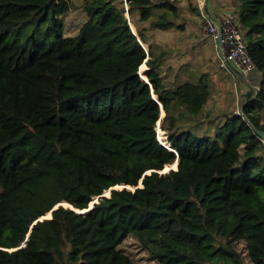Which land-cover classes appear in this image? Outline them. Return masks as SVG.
<instances>
[{
    "label": "trees",
    "instance_id": "obj_1",
    "mask_svg": "<svg viewBox=\"0 0 264 264\" xmlns=\"http://www.w3.org/2000/svg\"><path fill=\"white\" fill-rule=\"evenodd\" d=\"M180 1L84 0L64 56L71 0H0V264H138L129 235L159 264H242L243 241L264 264V0H231L260 89L207 135L178 118L201 113L208 83L168 87L165 51L141 44L175 25ZM161 110L175 151L157 137ZM118 184L137 188L65 206Z\"/></svg>",
    "mask_w": 264,
    "mask_h": 264
},
{
    "label": "crops",
    "instance_id": "obj_2",
    "mask_svg": "<svg viewBox=\"0 0 264 264\" xmlns=\"http://www.w3.org/2000/svg\"><path fill=\"white\" fill-rule=\"evenodd\" d=\"M196 2L197 0H192L191 3L188 0L178 2L182 9L179 16L182 20L178 19L179 26L176 24L179 28L178 33L174 31L175 25L164 29V40L167 42H164L163 49L165 51L163 75L168 74V78L165 77V84L168 87H175L186 81L197 83L202 76L204 82L208 83L209 94L207 101L202 104L201 113L194 118L205 120L206 116L216 114L209 119H221L218 117L242 111L248 93L251 90L255 91L259 85V73L254 71L249 77H245L233 64L221 66L218 45L204 32V23L208 20L216 21L229 5L234 7L231 0H205L200 12L193 10L189 5ZM156 38L155 34L150 36L147 43L155 42ZM155 43L159 44V41ZM187 73L188 76L184 75ZM215 106H218V110L213 113Z\"/></svg>",
    "mask_w": 264,
    "mask_h": 264
},
{
    "label": "rangeland",
    "instance_id": "obj_3",
    "mask_svg": "<svg viewBox=\"0 0 264 264\" xmlns=\"http://www.w3.org/2000/svg\"><path fill=\"white\" fill-rule=\"evenodd\" d=\"M71 2H72V9L64 16V23H65V28L67 31H66L65 36H64L63 47H62L61 51L59 52V54H62L64 56H71V55H75L78 53V50L74 47L73 36L77 33L78 29L83 24V20L85 18L84 8H83L84 0H71ZM229 6H228V9L232 10L233 8L231 7V5H229ZM125 8L127 10L126 2H125ZM181 11H182V9H181ZM126 13H127V11H126ZM126 16L129 18V14H127ZM178 19L179 18L175 19V27L176 28H174V31H177V33L179 32V28L177 27L176 24L178 23V26H179V20L180 21L182 20V19H179V20ZM184 23H186V22H184ZM29 26L30 25H27L24 28V30L26 32H29ZM135 28L136 27L134 26L133 29H135ZM30 29L32 30V27H30ZM147 34L149 37L153 36L154 34L157 36L155 42L159 41V44H156L155 42L151 41L152 43L156 44V46H155L156 51L165 48L164 42L166 43L167 41L164 40L165 39L164 29H162V30H153V29L148 30ZM152 40H154V39H152ZM142 43L148 49L150 44L147 43V41H144ZM145 68H146V63H144V68L142 67V69L140 70L141 74L143 73V69H145ZM162 70L163 71L165 70L164 66H163ZM184 75L188 76V73L184 74ZM165 77L168 78V74L165 75ZM217 107L218 106L214 107V109L212 110L213 113L217 112V110H218ZM162 110H164V109H162ZM162 110H161V114H160V117H159V120H158L157 126H156V134H157V129H158L159 139L161 141L164 139V137L162 136L163 134H165V136L168 138V133H167L165 128L168 126V123H169L168 119H167V115L165 114L166 112L164 111L162 113ZM214 116H216V114L210 115L209 117L206 116L205 120H204V118H200V120L193 118V120H192V118H190V117L188 118V116L184 115V116L178 118V120L180 121L179 123L181 125L187 126L189 128H193L199 134L207 135V134H211L214 132V128H216L215 127L216 123H221L224 120V119H222L221 121H211L209 118H212ZM194 119H196V120H194ZM159 125H160V128H159ZM158 134H157V137H158ZM171 167L176 168L177 163H176V165L172 164ZM44 220L45 219H43V221ZM120 247L122 249H124V251L126 253L130 254L138 262V264H159L158 260L154 256H152V254L147 249L140 247L136 238L133 235H129L128 237H126L124 239V241L121 243ZM237 248L241 252V255L243 257L242 264H251L247 255H246L245 242L243 241V242L239 243L237 245Z\"/></svg>",
    "mask_w": 264,
    "mask_h": 264
},
{
    "label": "built area",
    "instance_id": "obj_4",
    "mask_svg": "<svg viewBox=\"0 0 264 264\" xmlns=\"http://www.w3.org/2000/svg\"><path fill=\"white\" fill-rule=\"evenodd\" d=\"M197 3L201 9L204 7L205 0H197ZM216 21L220 23L222 29V54L220 55V65L226 67L227 65L233 64L243 76L249 77L255 69V63L248 52L247 43L244 38V30L237 19V15L233 10L227 9L221 13ZM203 29L205 34L218 44L220 33L214 21L208 20V22L204 24ZM259 89L260 87L257 86L255 92H258ZM155 99L158 103L162 104L160 100L157 98ZM236 113L240 114L241 111H236ZM159 141L163 143L160 139Z\"/></svg>",
    "mask_w": 264,
    "mask_h": 264
},
{
    "label": "water",
    "instance_id": "obj_5",
    "mask_svg": "<svg viewBox=\"0 0 264 264\" xmlns=\"http://www.w3.org/2000/svg\"><path fill=\"white\" fill-rule=\"evenodd\" d=\"M127 14H129L128 10H127L126 15H127ZM212 20H213V19H212ZM214 23L216 24V26H217V28H218V31H219V33H220V37H219V39H218V44H217V45H218V48H219L220 53L222 54V39H221V32H222V29H221V25H220V23L217 22V21H214ZM130 25H131V28H132L133 32L136 33V30L133 29L132 24H130ZM141 44L143 45L142 42H141ZM143 46H144V45H143ZM144 48L147 49L145 46H144ZM140 67H141V66H140ZM145 69H146V68H145ZM139 74H140V76H141V72H140V71H139ZM142 78H143V77H142ZM145 79L147 80V82H149V80H148L147 78H145ZM149 83H150V82H149ZM152 93H153V97H154V98H157V99L159 100L158 96L155 95V93L153 92V89H152ZM159 104H160V103H159ZM160 106H161V108H163V105H162V104H160ZM242 108H243V106H242ZM241 113H242V111H241ZM255 130H256V132H257L261 137L264 138V131H263V130H260V129H258V128H255ZM163 144H164V143H163ZM164 146H166V147L170 148L171 150L175 151V149L172 148L170 142H169V145L164 144ZM178 157H179V155H178V153H177V158H176V160H175V162H177V167H176V168H175V167H171L170 169H166V164H165L164 167L160 170V172H161V173H166V172H168V171H170V170H172V169L178 170V169H179V159H178ZM150 172H151V170L147 171L146 173H150ZM142 185H143V183H142V179H141L140 182H139V185H138V186H142ZM123 187L129 188V189H135V188H137V186H131V185H127V184H121V185L118 184V185H115V186L111 187L110 189L106 190V191H108L107 193L104 192V193L101 194L100 196L95 197V198L93 199V201L90 202L88 208H86V209H84V210H79V209L75 208V207H74L72 204H70V203H68L69 205H65L63 202H60L58 205L55 206V208L58 207L60 204H62V205L68 206V207H70V208H72V209H74V210H76V211H78V212H87V211H89V210L92 208L93 204H94L95 202H97L98 199H99L101 196H105V195L109 196L110 193H111V191H112L113 189H115V188H123ZM49 213H50V216L47 217V216H46L47 213H46L45 215H43V219L51 218V217H52V210L49 211ZM43 219H41L40 217L38 218L39 221H43ZM35 223H36V222H35ZM28 235H29V234H28ZM27 239H28V238H27ZM25 244H26V241H24L23 244H22L21 246H25ZM13 249H14V248H13Z\"/></svg>",
    "mask_w": 264,
    "mask_h": 264
},
{
    "label": "bare ground",
    "instance_id": "obj_6",
    "mask_svg": "<svg viewBox=\"0 0 264 264\" xmlns=\"http://www.w3.org/2000/svg\"><path fill=\"white\" fill-rule=\"evenodd\" d=\"M142 67L144 68V63H142V65H141V69H142ZM48 217V216H47ZM41 219H43V217H41Z\"/></svg>",
    "mask_w": 264,
    "mask_h": 264
},
{
    "label": "clouds",
    "instance_id": "obj_7",
    "mask_svg": "<svg viewBox=\"0 0 264 264\" xmlns=\"http://www.w3.org/2000/svg\"><path fill=\"white\" fill-rule=\"evenodd\" d=\"M128 10V9H127Z\"/></svg>",
    "mask_w": 264,
    "mask_h": 264
}]
</instances>
